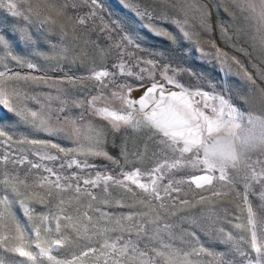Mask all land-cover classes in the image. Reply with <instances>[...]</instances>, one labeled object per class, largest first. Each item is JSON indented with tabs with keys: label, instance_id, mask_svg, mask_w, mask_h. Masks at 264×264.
I'll return each mask as SVG.
<instances>
[{
	"label": "snow or ice",
	"instance_id": "1",
	"mask_svg": "<svg viewBox=\"0 0 264 264\" xmlns=\"http://www.w3.org/2000/svg\"><path fill=\"white\" fill-rule=\"evenodd\" d=\"M78 2L79 0H0V9L6 10L10 17L34 26L33 31L38 36L56 29H59L61 35H67L65 24L61 21L73 19L67 16V13L69 10L75 12ZM261 4L264 5V0H261ZM91 5L87 15L75 16L73 28L85 25L89 17L95 18L96 12L102 10L99 0H91ZM123 6L131 12L141 27L129 32L118 22L114 21L109 25L103 23L101 18L104 30L110 36L116 37L112 44L117 57L116 62L111 65L113 70L93 69L88 76L75 79L69 77L67 80L51 82L54 85L67 84L69 89L89 93L83 101L61 100L55 110L45 109L43 105L38 111L27 107V100L34 97H29L22 89L28 81L35 82L41 78L11 72L3 65L2 61L6 58L18 65L24 64L28 69H35L34 64L14 55L12 43L0 34V67L5 69L0 71V107L5 109L3 115H10L15 122L43 132L49 137L71 142L74 147L61 148L51 140L22 142L38 145L39 149L35 154L40 156L41 160L66 159L67 163H61L59 169H70L73 166L77 169L95 168V165L88 163L89 157H102L121 169L115 175L97 172L93 179H82L76 173L61 176L51 167L30 163L29 171L20 175L17 167L25 163L26 157L23 159L10 158L8 155L0 157V162H8L11 159L12 164L16 166L8 171H0V244L8 239L4 233L9 230L19 234L11 237L13 241L24 238L13 211L16 208L26 218V223L32 222L28 230L34 233L35 237L34 245L21 244L8 248L9 252L25 258L20 264H44V261L48 264H81L83 258L97 253L98 250L89 248L79 256L72 255L71 259L65 260L57 259L52 252L57 248L65 247L71 250L74 239L81 236L91 239L87 235L90 230L96 236L103 237L107 229L101 224L107 223L111 216L100 207L92 209V205L88 204L86 207L97 213L99 219L96 223H91L92 217L84 211L83 215L90 223L81 224L78 218L74 220L72 216L61 215L66 209L61 207L65 205V201L60 197L71 191L77 198L83 194L89 200L96 201L97 197L88 190L89 187L101 188L105 194H108L110 186L122 188L126 193H133L131 186H135L138 192L148 199V203H144L143 200L137 203L148 211L142 214L132 211L115 221L116 229L120 234L111 242L105 239L100 244L99 258L104 260V264H193V260L189 259L190 256L196 258L199 264V258L204 255L212 257L215 264H231L230 261L223 259V253L214 256L203 246L196 248L188 241L184 243L183 248L174 246L175 238L172 225L167 222V209L175 207L177 201L173 199L172 193H178L181 189L178 186L180 182L174 181L172 175L184 169H194L204 174L193 176L184 183L194 184L197 189L207 190L206 186L214 187L213 182L216 181L220 188L211 192V197L215 199L229 195L230 192L235 191L236 184L247 181L244 184L245 191L237 193L242 197L247 208L246 224H236L234 227L246 233L247 243L250 249L254 250L255 259L246 256L239 248V245L245 242V235L242 234L238 240H234L231 233H225L223 228H219L215 230L214 238L233 247L240 256L247 259L248 264H264V218L257 220V213L247 199V191L252 183L264 187V169L258 170L254 167V164L264 165V89L250 94L251 104L248 101H238L242 106L243 110H241L233 106L230 99H225L223 95L190 91L180 84L175 79L179 69L171 68L170 64L159 63L164 58V52L149 51L148 56L151 59L139 55L144 43L140 38V32H146L154 38H162L170 46L187 41L193 45L194 52H199L200 50L195 47L199 43L198 29L209 31L208 13L204 10V6L199 4V0H129ZM260 15L264 19V8L261 9ZM165 24L177 28L181 33L179 41L176 35L164 27ZM2 31L3 29H0V32ZM9 31L18 38L22 47L37 46L28 28L11 26ZM217 56L221 59V63L226 62V54L218 51ZM233 60L235 61V58ZM235 63L240 64L239 61ZM133 68L137 71L134 72ZM157 69L160 70V79L156 78ZM169 71L172 72L171 76L168 75ZM243 75L248 81L255 83L251 74L244 71ZM119 76L133 77L138 83L136 86L126 81L118 84L116 81ZM83 80L95 82V95L90 94L93 89L78 83ZM172 87L179 90L171 91ZM106 89L107 93H105ZM141 90L143 95L139 99L131 97L132 92ZM56 91L60 95L65 94L64 89L57 88ZM11 100L16 101L15 106L12 105ZM213 100L217 102L215 105L210 103ZM73 108H80L82 111L73 117ZM203 109H210V113ZM255 109H259V114H256ZM88 117L99 118L101 123L94 124ZM122 130H133L144 136L152 147L150 155L147 146L144 150H140L122 145L120 160L104 151L106 137L110 133L115 134ZM0 139L7 143L12 137L0 129ZM52 150H56V154H52ZM41 151L44 152L42 156ZM146 156L154 166L143 170L134 167L130 171H124V166L129 163L130 157L133 163H140ZM253 156L259 158L253 161ZM31 169L42 170L47 175L30 174ZM166 177L168 182L164 184ZM54 192L55 197H53ZM260 195L261 199H264V191ZM206 199L208 197L201 195L195 203L203 204ZM168 201L172 202L167 203ZM153 202L160 211L152 208ZM178 202L182 205L190 203L187 200ZM50 203L56 204L57 211L51 219L55 222L54 234L60 238L50 239L47 246H42L40 225H44L47 234L50 217L46 214L34 217L33 213L38 206L50 207ZM104 203L107 204L108 201L105 200ZM261 210L264 211V207ZM141 218L143 223L139 222ZM134 220L136 222L129 223L127 228L122 224V221ZM61 221L65 223V231L70 230L73 233L72 239L61 233ZM216 222L214 212L190 220V223L205 234L206 238L213 236L212 226ZM132 228L137 229L135 240L131 239ZM125 232L129 236L127 240L123 235ZM187 235L189 240L198 241L194 232ZM141 241L154 242L157 247L141 249L139 247ZM33 246L35 252L27 250ZM184 248H190L191 251H185Z\"/></svg>",
	"mask_w": 264,
	"mask_h": 264
},
{
	"label": "rangeland",
	"instance_id": "2",
	"mask_svg": "<svg viewBox=\"0 0 264 264\" xmlns=\"http://www.w3.org/2000/svg\"><path fill=\"white\" fill-rule=\"evenodd\" d=\"M129 0H99L102 5V10L96 12V17H89L85 25L76 26L73 28L74 18L77 14L84 16L87 15L89 9L92 7L91 0H79L78 8L75 12L69 10L67 16L72 17L71 21L62 20L61 23L65 24V31L67 35H61L59 29L51 32H46L42 36H38L33 31L34 26H29L23 21L10 17L6 10L0 9V29H3L0 34H3L13 45V54L23 57L24 60L35 65V69H28L24 64H16L9 59L4 58L2 63L11 70V72H19L21 75H31L38 78L35 82L28 81L27 85L23 87V91L34 99L27 100V107L32 110H39L43 105L45 109L55 110L59 107L61 100L67 101H83L89 93L78 92L75 89H69L67 84L54 85L51 82L58 80H67L69 77L75 79L76 77H84L90 74L91 70H100L107 68L112 71L111 65L116 62V50L112 47L115 40V35H111L104 30L103 23L112 25L113 22H118L129 32L139 29L141 25L136 18L127 10L123 5L128 3ZM199 4L204 6V10L208 13L209 31L205 32L199 30V43L195 45L200 51L194 52L193 45L185 41L177 43L175 46H170L162 38H154L146 32H140V38L144 43L142 44V51L139 55L151 59L148 56L149 51L164 52V58L159 61L161 64H170L171 68L179 69L175 79L190 91H203L212 95H223L225 99H230L233 106L242 109L238 101H248L251 104V93H256L259 89H264V19L261 18L260 12L264 8L261 0H199ZM103 23H102V20ZM178 18V17H177ZM11 26L28 28L32 34L33 40L36 42V47L25 48L19 43L16 36L12 35L9 31ZM164 27L177 36L179 41L181 33L177 28L171 24H165ZM223 29V31H221ZM243 49L244 51H241ZM226 54V62L221 63V59L217 56V52ZM239 61L236 64L233 60ZM241 65L243 66L241 68ZM5 70L0 67V71ZM134 72L137 69H132ZM159 69H157V79H160ZM251 74L253 84L248 81L243 72ZM168 75H172L169 71ZM46 81L47 83H45ZM127 82L133 86L137 85V81L133 77H117V83ZM163 82V81H161ZM22 84L24 82H21ZM86 88L93 89L90 93L95 95V82L91 80L78 81ZM166 87H168L166 85ZM61 88L65 90L64 95H60L56 89ZM171 91H178L179 89L172 87ZM135 92V93H134ZM131 93L133 99H139L143 95V90L134 91ZM107 93V89L105 90ZM136 95V97H134ZM59 96V99L57 97ZM199 99V98H197ZM15 106L16 101H10ZM215 102V103H214ZM215 105L216 101H210ZM200 107H203L200 105ZM205 112L210 113V109H203ZM5 109L0 107V129L12 137V140L5 143L0 139V157L8 155L10 158L23 159L26 157L25 163L17 167L20 175L29 171L30 163H40L46 167L53 168L57 171L58 175L70 176L76 173L82 179H93L97 172H107L110 174H117L120 168L112 165L108 160L102 157H89L88 163L95 165V168H81L77 169L75 166L72 168L59 169L61 163H67V160L48 161L41 160L40 156L36 155L39 149L38 145H31L22 141L25 140H51L52 143L59 144L61 148H71L74 145L71 142L63 141L49 137L43 132H39L26 125H21L15 122L14 118L4 116ZM82 109L73 108L72 116L75 117ZM256 114H259V109H255ZM87 115V114H86ZM94 124H100L99 118L92 119ZM106 126V125H105ZM125 145L127 148L144 150L147 146L148 154L150 155L152 147L146 142V138L133 130H122L119 133L109 134L104 143V151L110 156L121 159L120 151L121 146ZM44 154L41 151V156ZM52 154H56V150H52ZM63 156L64 154H59ZM80 158V157H77ZM259 157L253 156L252 160L255 161ZM121 163L124 162L121 160ZM154 166L152 161L145 157L143 162L133 163L131 157L129 163L124 166V171H130L134 167H140L142 170ZM16 167L12 164L11 159L8 162H0V171H8ZM258 170L264 169V165L254 164ZM30 174H43L47 175L42 170L31 169ZM204 173L194 169H184L172 175L174 181H179L180 191L172 193V197L177 201L175 207L168 208L167 222L172 225V232L175 238L176 247L183 248L184 243L188 241L193 247L199 248L203 246L213 255L223 253V259L230 261L231 264H248L247 259L240 256L239 253L231 246L225 245L223 242L215 240V230L223 228L225 233H231L234 240H238L240 235H245V242L239 245L241 251H244L246 256L255 259L254 250L250 249L247 243V235L241 229L234 227L236 224H246L247 208L241 196L237 193L245 191L244 184L247 181L236 184L235 191L230 192L229 195L220 199L211 197V192L219 189L220 185L214 181V187L206 186V189H197L194 184L184 183L189 181L193 176L203 175ZM243 175V173H242ZM168 177L163 181L167 184ZM133 193H126L122 188L110 186L108 194H105L101 188H91V191L96 197V201L89 200L86 196L81 194L78 198L71 191L64 193L60 198L64 199L66 209L61 215L72 216L74 220L79 219L81 224H89L90 222L84 217V211H87L88 216L92 217L91 223H96L99 219L98 214L92 209L100 207L102 211L108 212L111 219L107 223L101 224L107 231L103 237L96 236L91 230L87 233L91 239H85L81 236L74 239L71 250L67 247L57 248L53 250L52 255L57 259L65 260L71 259L72 255L79 256L81 252L87 251L89 248H96L98 251L95 254H90L89 257L83 258L81 264H104V260L99 258L100 244L105 239L111 242L117 235L119 230L116 229L115 221L123 216L128 215L132 211L140 212L148 211L139 206V200L148 203L146 196L141 195L135 186ZM264 191V187L260 184L252 183L247 191L248 202L252 205L253 210L257 213V220L264 218V199H261L260 193ZM203 195L208 197L203 204L195 203L199 197ZM55 197V192L53 193ZM108 203L105 204L104 201ZM187 200L190 203L186 205L180 204L178 201ZM69 201L71 203L69 204ZM168 201L167 203H171ZM88 204L92 205V209L87 208ZM123 205V206H118ZM152 208L160 211L155 202L152 203ZM79 209V212H77ZM16 222L19 223L22 229L23 239L20 241H13L12 236L19 235L12 230L4 233L8 237L7 240L0 244V264H20L25 258L20 257L17 253L9 252V247H16L18 245H34V233L28 230L31 221L26 223V218L16 208L13 209ZM57 211L56 204L50 203V207L38 206L33 216L46 214L49 215L48 221L49 232L46 234L44 225L41 224V237L40 243L42 246H47V242L51 239L60 238L54 234L55 222L51 216ZM216 214L217 222L212 226L213 236L206 238L205 234L194 225L190 223L193 218L207 216L210 213ZM174 213V215H173ZM122 224L125 228L129 223ZM140 223H143L141 218ZM131 239L135 240V232L137 229L132 228ZM259 235V223L257 225ZM195 233L198 237L189 240L188 233ZM61 233L73 238V233L65 231V223L61 221ZM125 240L129 238L128 233H123ZM141 249L155 248L157 244L149 241H141L139 244ZM27 250L35 252V247L28 248ZM185 251H191L190 248H184ZM193 260V264H197V259L189 257ZM44 264H48L44 261ZM199 264H215L212 257L204 255L199 258Z\"/></svg>",
	"mask_w": 264,
	"mask_h": 264
},
{
	"label": "bare ground",
	"instance_id": "3",
	"mask_svg": "<svg viewBox=\"0 0 264 264\" xmlns=\"http://www.w3.org/2000/svg\"><path fill=\"white\" fill-rule=\"evenodd\" d=\"M135 93V92H134ZM134 97H136V95L134 96ZM133 98V97H132ZM215 103V102H214Z\"/></svg>",
	"mask_w": 264,
	"mask_h": 264
}]
</instances>
